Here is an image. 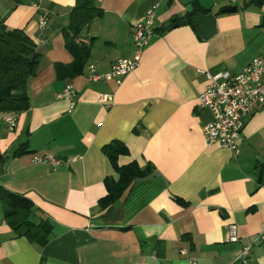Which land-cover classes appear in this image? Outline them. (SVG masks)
Wrapping results in <instances>:
<instances>
[{"label": "crops", "instance_id": "crops-1", "mask_svg": "<svg viewBox=\"0 0 264 264\" xmlns=\"http://www.w3.org/2000/svg\"><path fill=\"white\" fill-rule=\"evenodd\" d=\"M88 3L91 18L70 30L77 0H0V22L23 30L41 53L28 108L13 130L0 121V264H229L246 243L251 263L264 264V240L254 241L264 230V104L243 118L234 156L206 144L211 113L198 100L206 73L235 75L264 58V0ZM154 3V34L139 66L120 83L89 80L90 65L102 75L132 56V25ZM203 12L216 16L209 38L200 35ZM167 22L176 25L161 29ZM66 85L76 93L72 109L59 96ZM105 93L110 103L100 100ZM118 143L125 150L117 165L147 175L102 205L107 180L119 178L104 148ZM46 152L66 163H32ZM9 194L26 199L29 211L7 210ZM230 224L238 241L228 239Z\"/></svg>", "mask_w": 264, "mask_h": 264}, {"label": "built area", "instance_id": "built-area-1", "mask_svg": "<svg viewBox=\"0 0 264 264\" xmlns=\"http://www.w3.org/2000/svg\"><path fill=\"white\" fill-rule=\"evenodd\" d=\"M157 7L158 3L152 4L133 23L132 56L117 60L112 64L110 71L102 75L95 73L94 66L90 65L89 80L112 79L120 83L126 75L139 66L142 50L154 34L153 25ZM47 22L48 12H40L37 24L41 34V43H45L43 32ZM206 75L208 83L198 96L200 107L208 109L211 113L210 121L203 127L206 144H217L229 148L236 156L239 153L237 139L243 125V118L264 104V58H254L242 72L235 75H231L228 71L217 74L206 73ZM59 96L67 101L69 109L74 107L76 93L71 85H66ZM112 99V94L100 95V100L103 102L110 103ZM0 121L6 123L7 127L13 130L16 127L17 115L16 113H0ZM31 160L32 163L46 164L52 167L66 163L48 152L34 155ZM228 229L229 241H238L236 225L230 224ZM261 240H264V230L254 238V241ZM251 245V243L242 244L241 250L229 264H252L249 259ZM190 264H196V262L191 260Z\"/></svg>", "mask_w": 264, "mask_h": 264}, {"label": "trees", "instance_id": "trees-1", "mask_svg": "<svg viewBox=\"0 0 264 264\" xmlns=\"http://www.w3.org/2000/svg\"><path fill=\"white\" fill-rule=\"evenodd\" d=\"M80 1L77 0V5L71 12L70 30H80L81 25L91 18L89 0L82 1L83 3H80ZM79 9H84L85 11L86 18L84 20L79 17ZM40 61L41 53L36 50L33 41L23 30H7L0 22V113H19L28 108V81L38 71ZM61 66L58 65L57 67L60 68ZM80 69L81 63L73 68L72 73L74 74ZM115 148L110 145L104 148L119 178L117 181L111 178L107 180V194L99 202L102 205L109 204L120 198L123 191L135 179L147 175V171L139 170L134 164L123 167L118 166L116 156L119 152L124 151L125 148L120 143ZM2 200L7 210L11 205L13 207L19 205V208H23L26 212L30 209V203L24 198L14 197L9 194L3 196ZM11 215L12 213L10 212L7 214V216ZM25 215L27 216V214ZM17 224L29 226L25 216H20Z\"/></svg>", "mask_w": 264, "mask_h": 264}, {"label": "water", "instance_id": "water-1", "mask_svg": "<svg viewBox=\"0 0 264 264\" xmlns=\"http://www.w3.org/2000/svg\"><path fill=\"white\" fill-rule=\"evenodd\" d=\"M237 7L233 6L228 8V11H236ZM198 22L201 25L200 35L203 38H209L215 33V22H216V16L212 12H203L201 13L198 18ZM170 25H176L171 24L170 22H167L161 27L163 29L164 27H169Z\"/></svg>", "mask_w": 264, "mask_h": 264}]
</instances>
